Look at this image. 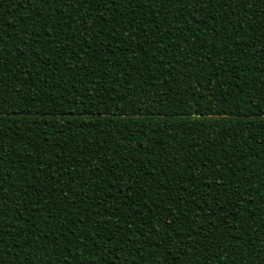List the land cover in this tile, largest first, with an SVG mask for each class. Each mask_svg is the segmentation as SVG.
I'll return each instance as SVG.
<instances>
[{"label": "trees", "instance_id": "obj_1", "mask_svg": "<svg viewBox=\"0 0 264 264\" xmlns=\"http://www.w3.org/2000/svg\"><path fill=\"white\" fill-rule=\"evenodd\" d=\"M0 0V264H264V3Z\"/></svg>", "mask_w": 264, "mask_h": 264}, {"label": "snow or ice", "instance_id": "obj_2", "mask_svg": "<svg viewBox=\"0 0 264 264\" xmlns=\"http://www.w3.org/2000/svg\"><path fill=\"white\" fill-rule=\"evenodd\" d=\"M101 2H102V0H96V3H101ZM166 2L171 3L172 0H166ZM193 2H194L197 6H199L201 0H193ZM243 3H245V0H236V4H235V6H236V7H239V6H241ZM260 3H264V0H260Z\"/></svg>", "mask_w": 264, "mask_h": 264}]
</instances>
